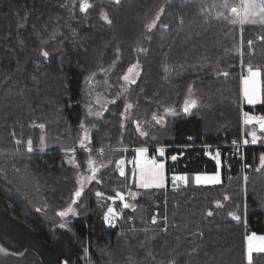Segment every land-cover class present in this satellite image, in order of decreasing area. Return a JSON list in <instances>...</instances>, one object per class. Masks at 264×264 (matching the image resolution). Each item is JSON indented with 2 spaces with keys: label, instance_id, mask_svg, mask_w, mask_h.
Wrapping results in <instances>:
<instances>
[{
  "label": "trees",
  "instance_id": "16d2710c",
  "mask_svg": "<svg viewBox=\"0 0 264 264\" xmlns=\"http://www.w3.org/2000/svg\"><path fill=\"white\" fill-rule=\"evenodd\" d=\"M88 2L81 12L80 0H0V264H249L245 236L264 234V133L261 143L232 144L244 136V113L264 116V103L240 94L251 65L264 100V26L230 24L225 0ZM134 64L136 83L125 86ZM188 99L196 106L185 113ZM81 123L91 141L83 148ZM139 147L165 150L167 180L133 199L118 162L128 171ZM89 157L96 178L77 198ZM217 172L215 185L171 180ZM116 192L131 207L108 199ZM69 206L76 215L57 214ZM109 206L115 226L104 219ZM251 264H264V253Z\"/></svg>",
  "mask_w": 264,
  "mask_h": 264
},
{
  "label": "snow or ice",
  "instance_id": "6c2138e0",
  "mask_svg": "<svg viewBox=\"0 0 264 264\" xmlns=\"http://www.w3.org/2000/svg\"><path fill=\"white\" fill-rule=\"evenodd\" d=\"M117 3H119V0H116ZM92 7V5L88 2V0H80L79 3V9L81 12H87V10ZM223 7L228 9L229 16H226L225 19L228 20L230 24H239L241 26L245 24H253V25H260L264 26V0H239L238 3H227V0H225V3L223 4ZM162 11V9H161ZM101 18L107 22L111 23V20L107 16L106 13L101 12L100 13ZM230 17V18H229ZM219 18V17H217ZM159 19V13H157L156 17H154L149 23L146 24V28L150 31L156 24V21ZM249 45H251V41H249ZM142 50V49H141ZM42 55L47 58L49 53L47 51L42 52ZM138 64H134L130 66L127 70V72L121 77L127 84H135L136 83V76L138 75ZM167 71V69H165ZM248 75L242 78L244 88H243V96L246 102L249 105H255L257 103H264V100L261 99V89L259 87L260 81L259 78L261 76V69L259 68H253L251 65H248ZM227 75V73H224ZM189 93L191 94V88H189ZM100 93H97V100L100 98ZM115 102V101H111ZM196 106V100L195 99H188L184 102V112L188 113L191 108ZM133 106L131 104L125 105V113H127ZM165 114H175V110L172 108H165L164 110ZM91 109H89V115H91ZM99 115V113H97ZM124 115V113H122ZM163 116H157L153 115V120L156 121V123H160L163 120ZM244 124H255L258 126L259 132L264 133V116L261 117H255L250 116L248 113H244ZM139 126V125H138ZM41 129L44 128L43 124L38 125ZM81 129L83 130V136L80 140V146L81 148L85 147V142L90 143L89 138V132L88 129L85 127L84 123H81L80 125ZM141 135H147L146 132H141ZM251 135V142L256 143L259 137L257 136L256 131H252L250 133ZM249 141L246 139L244 141L245 144H247ZM17 143H20V141H17ZM235 143V142H234ZM44 140L43 137H41V147L43 148ZM27 150L31 152L33 150L32 141L29 140L27 142ZM100 153H103L104 149L101 148L98 150ZM159 155H164V149L161 148L158 150ZM137 160L135 161L136 170L134 171V175L137 176V187L140 188H163L165 187L166 183V175H165V164L162 161H158L155 158H149L147 153L148 149L146 147H139L135 149ZM216 156L219 157V152L216 153ZM176 156L172 157V160H175ZM89 165V170L91 171L92 175L89 178L95 179L96 178V172L97 168L93 167L94 161L91 157H89L87 161ZM124 161L118 162V167H120V173L121 175H124L123 171V165ZM261 163L264 164V156L261 157ZM217 164L219 165V160H217ZM195 182L197 184L200 183H219V174L216 175H196L194 177ZM183 182L187 184L188 177L184 175H173L172 176V182L175 185L176 182ZM81 190H77L75 192V197L81 196ZM97 197H103L104 194L101 192L96 193ZM136 194L133 193L132 197L135 199ZM116 198L119 199V201L123 204L124 208H129L131 205H129L127 202H125V197L122 193L116 192L115 197H108V199L112 200L113 203L116 202ZM73 204L76 203V200L74 199L72 201ZM219 206V205H218ZM39 211V210H38ZM76 215L75 210L69 206L67 209L58 212L57 214L60 217H65L69 214ZM119 213L111 206L108 207L107 213L105 214V221L109 223L111 226L114 225V220L119 217ZM208 215H212L211 212L208 213ZM234 220L239 221L240 217L233 215L232 217ZM152 223L155 224L156 220L153 218ZM61 227H64V225H61ZM248 242V259L249 264H251V255L254 250L259 252H264V236H257L255 233L247 237ZM0 251H3V249H0ZM170 264H174L173 262H170Z\"/></svg>",
  "mask_w": 264,
  "mask_h": 264
},
{
  "label": "rangeland",
  "instance_id": "374dc122",
  "mask_svg": "<svg viewBox=\"0 0 264 264\" xmlns=\"http://www.w3.org/2000/svg\"><path fill=\"white\" fill-rule=\"evenodd\" d=\"M127 72V71H126ZM139 72H140V70H139V68H138V75H139ZM138 75L136 76V79H137V77H138ZM248 75V71H246L245 72V74L241 77V80H240V94H241V99H242V102L244 103V104H246V105H249L247 102H246V100L244 99V96H243V88H244V84H243V81H242V78L243 77H245V76H247ZM259 81H260V84H259V87H260V85H261V77L259 78ZM123 82H124V84H125V86H128V84L123 80ZM261 89V88H260ZM258 104V103H257ZM256 105V104H255ZM253 106V105H252ZM250 115V114H249ZM250 116H253V115H250ZM244 120V119H243ZM252 131H256L257 132V136L259 137V135H260V132H259V129H258V126L257 125H255V124H249V125H245L244 124V121H243V133H244V136L241 138V140H240V143H243V144H245L244 143V141L247 139L249 142L248 143H252L251 142V135H250V133L252 132ZM261 143L262 141H261V139H260V137H259V139L257 140V143ZM247 143V144H248ZM254 144V143H253ZM263 144H264V142H263ZM161 149V148H160ZM159 150V149H158ZM157 150V153H156V158L155 159H157L158 161H162V160H160V159H158V158H161L162 156H160L159 155V151ZM165 151V150H164ZM147 155H148V153H147ZM264 156V155H263ZM73 160V159H72ZM137 160V155H136V152H134V156H133V158H132V161L131 160H126V162L129 164H131L130 166H129V169H128V171L126 170V168H127V166H126V163H125V161H124V163H123V165H122V167H123V169H124V175L125 176H128V179H129V182L132 184V186H134V188H135V191H132V190H129V191H127V195L130 197V198H133L132 197V194L133 193H135V194H137L138 195V193H141V192H143V191H147V190H151V189H161V188H155V187H152V188H140V187H137V176H135L134 175V171L136 170V165H135V161ZM163 162V161H162ZM260 162H261V158H260ZM164 163V162H163ZM120 169V168H119ZM218 174H219V172H217ZM217 173H214V174H195V175H192V176H190V177H188V182H187V184L188 183H191V184H193V185H202V186H207V185H215V184H218V183H200V184H197L196 182H195V179H194V177L196 176V175H208V176H211V175H216ZM166 175V174H165ZM90 177H82L80 180H79V184H80V187L81 188H83V187H85L88 183H90L91 181H93V179H89ZM166 180H167V177H166ZM171 180H172V177H171ZM219 182H220V175H219ZM165 185H166V183H165ZM176 185L177 186H181V185H186L185 183H183V182H180V181H178V182H176ZM164 188V187H163ZM3 225V221L0 219V228L1 227H3L2 226ZM5 230L6 231H8V232H10V233H12V234H14V235H16V237L17 238H19L20 239V237L23 235V233H21V231H16V232H14L11 228H5ZM250 235H252V233H250V234H248L247 236H245V256H246V260L249 262V259H248V242H247V237L248 236H250ZM257 236H264V234H256ZM4 240H7L6 238H4ZM61 240H57L56 241V243H55V246H54V248L53 249H50L49 250V252H48V254L51 256V255H55L59 250H60V246H61ZM0 243H2L1 241H0ZM3 245V244H2ZM5 245H7V244H5ZM257 253H264V252H259V251H256V250H254L253 252H252V255H251V258H252V256L254 255V254H257Z\"/></svg>",
  "mask_w": 264,
  "mask_h": 264
},
{
  "label": "built area",
  "instance_id": "2783aa9c",
  "mask_svg": "<svg viewBox=\"0 0 264 264\" xmlns=\"http://www.w3.org/2000/svg\"><path fill=\"white\" fill-rule=\"evenodd\" d=\"M245 145H246V144H243V143H233V144H232V147H233V148L240 149V148H243ZM148 157H149V158H156V155H151V156H149V154H148ZM213 158H214V160H217V159H218V157H217L216 155H215ZM123 171H124V169H123Z\"/></svg>",
  "mask_w": 264,
  "mask_h": 264
}]
</instances>
